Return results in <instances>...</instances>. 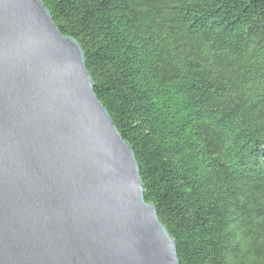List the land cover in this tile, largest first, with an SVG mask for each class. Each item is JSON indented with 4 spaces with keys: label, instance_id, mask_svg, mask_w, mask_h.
<instances>
[{
    "label": "trees",
    "instance_id": "obj_1",
    "mask_svg": "<svg viewBox=\"0 0 264 264\" xmlns=\"http://www.w3.org/2000/svg\"><path fill=\"white\" fill-rule=\"evenodd\" d=\"M43 1L180 264H264V0Z\"/></svg>",
    "mask_w": 264,
    "mask_h": 264
},
{
    "label": "water",
    "instance_id": "obj_2",
    "mask_svg": "<svg viewBox=\"0 0 264 264\" xmlns=\"http://www.w3.org/2000/svg\"><path fill=\"white\" fill-rule=\"evenodd\" d=\"M94 87L43 0H0V264H180Z\"/></svg>",
    "mask_w": 264,
    "mask_h": 264
}]
</instances>
